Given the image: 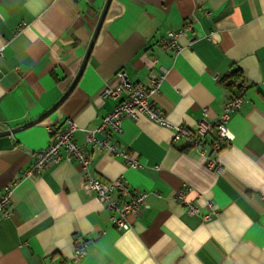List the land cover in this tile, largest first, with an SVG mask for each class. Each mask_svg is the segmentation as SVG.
<instances>
[{
	"label": "crops",
	"instance_id": "obj_1",
	"mask_svg": "<svg viewBox=\"0 0 264 264\" xmlns=\"http://www.w3.org/2000/svg\"><path fill=\"white\" fill-rule=\"evenodd\" d=\"M105 2L0 0V132L34 120L63 96ZM184 23L182 49L161 50L166 30ZM236 68L243 101L230 113L231 139L221 150L213 149V130L194 147L145 115L124 118L110 138L138 167L87 142L117 101L101 92L118 82L119 70L144 83L164 73L152 101L169 122L195 129L215 121L239 93L219 80ZM67 119L77 125L73 139L90 156L93 176H123L131 190L148 192L147 208L129 216L128 229L113 225L104 203L82 188L81 164L64 150L40 174L23 176L49 142L48 128ZM11 185L10 215L0 217V264H264V0H111L66 98L42 121L0 134V196ZM182 189L198 214L176 199Z\"/></svg>",
	"mask_w": 264,
	"mask_h": 264
},
{
	"label": "built area",
	"instance_id": "obj_2",
	"mask_svg": "<svg viewBox=\"0 0 264 264\" xmlns=\"http://www.w3.org/2000/svg\"><path fill=\"white\" fill-rule=\"evenodd\" d=\"M189 28L190 26L184 23L180 28L166 30L159 42L160 49L174 53L179 52L182 49V45L179 44V38L184 36ZM1 57L2 50L0 49ZM154 62H156V59L153 60ZM116 78L118 82L115 85L106 86L101 92L104 97L116 99L115 105L110 112L102 117L101 123L97 128L87 132V142L97 151H104L111 155H122L130 166H140L134 154L128 153L118 144L110 142L112 135L122 132V121L124 118L137 119L140 115H145L151 120L171 128L174 140L186 138L189 144L194 147L200 146L204 136L211 130L216 134V140L212 143L215 151L221 150L225 142L230 141L231 137L226 124L230 113L238 109L243 101V88L237 94H230L223 105L222 114L215 121L203 127L190 129L183 125L169 122L163 110L152 101V95L159 89L164 73L159 76L151 74L147 83L132 82L123 70H119L116 73ZM204 114L207 115L206 109ZM76 129L77 125L71 119L66 120L63 128L49 127V142L45 147L35 152L33 162L23 172V176L32 177L40 174L48 163L55 162L58 159L60 150H64L67 153L68 160H77L81 164L82 188L86 192L96 194L104 203L109 211V217L113 225L124 230L128 229L130 227L129 216H137L141 210L147 208L148 192L131 190L123 176L111 182H104L93 176L90 173V156L73 139V133ZM97 134H102L103 136L98 137ZM11 191L12 185L8 186L4 194L0 196V217L10 215ZM113 195H116V197H113ZM176 199L180 203L185 204L190 212L199 213V208L185 200L184 189L176 194ZM208 217L209 215L204 216V218ZM84 246V244H80L75 248L72 256L75 261L84 253Z\"/></svg>",
	"mask_w": 264,
	"mask_h": 264
},
{
	"label": "water",
	"instance_id": "obj_3",
	"mask_svg": "<svg viewBox=\"0 0 264 264\" xmlns=\"http://www.w3.org/2000/svg\"><path fill=\"white\" fill-rule=\"evenodd\" d=\"M110 1L111 0H106L105 2V5L101 11V14L99 16V20H98V23H97V26L92 34V38L90 40V43H89V46H88V49H87V52L83 58V61L81 63V66H80V69L76 75V77L74 78L73 82L71 83V85L69 86V88L67 89V91L63 94V96L52 106L50 107L46 112H44L43 114H41L39 117L35 118L34 120H31L25 124H22L21 126H18L16 128H12V129H9V130H5V131H1L0 134H7L9 132H14L16 130H20L22 128H25V127H28L30 125H33L35 123H38L40 121H42L44 118H46L49 114H51L60 104L61 102L66 98V96L69 94V92L73 89V87L76 85L82 71L84 70V67L86 65V62L88 60V57H89V54L91 52V49H92V46L94 45L95 41H96V38L98 36V33L100 31V28L102 26V23L104 21V18H105V15H106V12H107V9H108V6L110 4Z\"/></svg>",
	"mask_w": 264,
	"mask_h": 264
},
{
	"label": "trees",
	"instance_id": "obj_4",
	"mask_svg": "<svg viewBox=\"0 0 264 264\" xmlns=\"http://www.w3.org/2000/svg\"><path fill=\"white\" fill-rule=\"evenodd\" d=\"M220 82L230 90H234L236 88L240 90L245 86V81L243 80L242 74L238 68L234 69L229 75L222 77Z\"/></svg>",
	"mask_w": 264,
	"mask_h": 264
}]
</instances>
